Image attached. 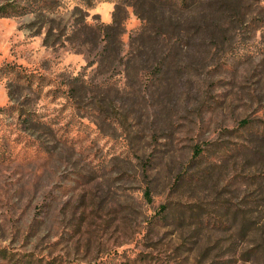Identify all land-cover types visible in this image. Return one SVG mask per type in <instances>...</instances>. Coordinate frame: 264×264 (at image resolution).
<instances>
[{
  "label": "rangeland",
  "instance_id": "1",
  "mask_svg": "<svg viewBox=\"0 0 264 264\" xmlns=\"http://www.w3.org/2000/svg\"><path fill=\"white\" fill-rule=\"evenodd\" d=\"M0 264H264V0H0Z\"/></svg>",
  "mask_w": 264,
  "mask_h": 264
},
{
  "label": "trees",
  "instance_id": "2",
  "mask_svg": "<svg viewBox=\"0 0 264 264\" xmlns=\"http://www.w3.org/2000/svg\"><path fill=\"white\" fill-rule=\"evenodd\" d=\"M158 1H162L163 3H167V2L174 3V2H178L179 0H158ZM180 1H181L182 4L185 5V4H188L189 2H191L193 0H180ZM107 34H108V38L106 40V44H105V47H104V49H106V50L109 49V46L113 42V38H114L113 34H112V37H109V36H111V33L109 35V32H107ZM111 39H112V41H111ZM242 123H243V125H246L247 124L246 119H243ZM200 153H201V149L196 147V154H200Z\"/></svg>",
  "mask_w": 264,
  "mask_h": 264
}]
</instances>
